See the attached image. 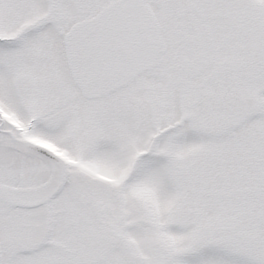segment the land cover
I'll return each instance as SVG.
<instances>
[{
  "label": "rangeland",
  "instance_id": "rangeland-1",
  "mask_svg": "<svg viewBox=\"0 0 264 264\" xmlns=\"http://www.w3.org/2000/svg\"><path fill=\"white\" fill-rule=\"evenodd\" d=\"M30 139L69 163L51 241L61 169ZM0 249L264 264V0H0Z\"/></svg>",
  "mask_w": 264,
  "mask_h": 264
},
{
  "label": "flooded vegetation",
  "instance_id": "flooded-vegetation-1",
  "mask_svg": "<svg viewBox=\"0 0 264 264\" xmlns=\"http://www.w3.org/2000/svg\"><path fill=\"white\" fill-rule=\"evenodd\" d=\"M60 184H61V174H60ZM66 184H67V181H66ZM65 189H66V185H65L64 189L52 200V203L54 205V211L56 210L55 200L62 195V193H63V191H65ZM54 192H53V194H54ZM52 195L47 200L48 211H49V203L51 202ZM142 214L144 215V211H142ZM49 216H50V212H49ZM144 221L145 220H143V222ZM139 224H140V222H133L132 224H130L128 226L122 227L120 229V234H116V240L120 241L122 239L125 242V240L127 241V240L131 239L135 243V245L137 247H139L140 249L145 248V244L144 243H142V244L137 243L136 244V242H135V240L133 238H138V236H136V235L134 236V234L133 235L131 234L132 232H137V229H140V226L141 227H145V225H144L145 223L144 224L142 223V225L141 224L139 225ZM59 233H60V229H59V226H58V221H57L56 216H55V222H54L53 227H50V225H49V217H48V219H47V234H46L47 240L51 241L56 236H58ZM80 238H81V235L75 237V239H74L75 244L78 243V239H80ZM138 240H139V238H138ZM105 242H106V240L103 243H105ZM103 243L102 244H98V242H93L91 244L92 251L97 255V258H96V262L97 263H100L102 257L105 256V254L111 252L110 248L114 250L115 249L114 247L116 246V243H118V242L110 241V240L108 241L107 240L106 244H108L109 249L104 248V246H106V245L103 244ZM167 245H168V242H165L164 244H162L161 247L164 248ZM120 246H121V244L118 243V248ZM122 247H124V246L122 245ZM65 248L66 249H70V248H67L66 246H65Z\"/></svg>",
  "mask_w": 264,
  "mask_h": 264
},
{
  "label": "water",
  "instance_id": "water-1",
  "mask_svg": "<svg viewBox=\"0 0 264 264\" xmlns=\"http://www.w3.org/2000/svg\"><path fill=\"white\" fill-rule=\"evenodd\" d=\"M27 146L30 149H32L36 152H40L43 155H45L46 157L53 159L59 165V167L61 169V184L58 187V189L56 190V192L54 193V195L52 196L51 199H53L54 197H56L60 193V191L64 188V186L66 184V176H67V172H68V162L66 161V159L63 156H61L55 150H53L52 148H50L46 145L39 144L35 141H28ZM49 207H50V212L52 213L53 212V205L51 202L49 203ZM49 225H50V227H53V225H54V215L53 214L49 218ZM0 262H1V249H0Z\"/></svg>",
  "mask_w": 264,
  "mask_h": 264
}]
</instances>
